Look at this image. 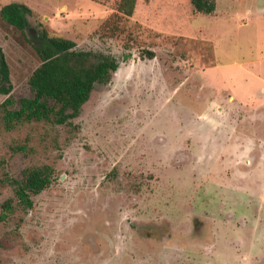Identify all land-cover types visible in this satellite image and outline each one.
<instances>
[{
	"label": "rangeland",
	"instance_id": "1",
	"mask_svg": "<svg viewBox=\"0 0 264 264\" xmlns=\"http://www.w3.org/2000/svg\"><path fill=\"white\" fill-rule=\"evenodd\" d=\"M13 1L32 9V30L112 54L120 67L71 124L7 123L0 94V264H264V0H215L211 15L191 0H137L135 40L100 36L117 0H0L12 109L34 97L41 63L1 16ZM45 166L53 181L26 208L11 180ZM196 214L204 243L190 237ZM158 239L161 248L136 254L111 245Z\"/></svg>",
	"mask_w": 264,
	"mask_h": 264
},
{
	"label": "trees",
	"instance_id": "2",
	"mask_svg": "<svg viewBox=\"0 0 264 264\" xmlns=\"http://www.w3.org/2000/svg\"><path fill=\"white\" fill-rule=\"evenodd\" d=\"M148 1V0H147ZM196 12L212 14L216 10L215 0H191ZM137 0H117L115 11L104 20L100 28L102 38L126 35L135 40L129 30L130 17L135 13ZM32 9L23 2L13 1L1 8V16L9 24L17 27L33 45L41 63L32 72L29 84L34 97L21 98L18 108H8L16 104L12 91L10 65L0 46V94L6 95L1 104L5 109L7 123L21 120H52L56 124L72 123L79 116L91 92L99 85L110 82L112 73L120 67L119 59L104 52L77 49L73 39L50 35L46 27L32 30L29 17ZM131 41V40H129ZM143 57L154 58V50L145 49ZM129 55H126V59ZM54 100V105L49 100ZM53 181L50 166L33 168L21 180L12 179L18 201L26 208L33 207L32 196L41 193ZM6 211L12 209V199L3 203Z\"/></svg>",
	"mask_w": 264,
	"mask_h": 264
},
{
	"label": "flooded vegetation",
	"instance_id": "3",
	"mask_svg": "<svg viewBox=\"0 0 264 264\" xmlns=\"http://www.w3.org/2000/svg\"><path fill=\"white\" fill-rule=\"evenodd\" d=\"M193 211V210H192ZM191 211V212H192ZM197 212V211H196ZM204 212H211L209 210H205ZM206 220L204 218H202V216L200 214H196L193 216L192 218V227H191V231H190V237L191 238H196L194 239V242H196V240H202L201 242L204 243V237H205V232H206V228H207V225H206ZM156 229L157 233H159L160 235L162 234L161 232H163L162 228L159 229L158 228H155ZM149 237H154V236H159L158 234L156 235H153V234H150L148 235ZM169 239L165 241V245H173L177 240H173V233L170 232V235L167 236ZM193 240V239H192ZM131 245H128V242H119V241H112L111 245H112V249L113 251H115V249H119V248H126V249H130L132 251H134L133 249L136 247V246H139L141 244H146L148 248L150 249H155L156 247L157 248H161L162 247V243L164 242L163 240H160L158 239V241L156 242H143V241H136V242H131L129 241ZM189 242H192V241H189ZM117 244V248L114 246ZM145 247V248H146ZM135 252V251H134ZM151 253L153 252L152 250L150 251ZM156 254H157V250L154 251ZM146 253V252H145ZM145 253H142L140 251H138L137 254L140 255V257L142 258V260H145L144 256H142L143 254ZM136 254V252H135ZM151 258V257H150ZM155 258V257H154ZM126 257L123 258V264H125L126 262Z\"/></svg>",
	"mask_w": 264,
	"mask_h": 264
},
{
	"label": "crops",
	"instance_id": "4",
	"mask_svg": "<svg viewBox=\"0 0 264 264\" xmlns=\"http://www.w3.org/2000/svg\"><path fill=\"white\" fill-rule=\"evenodd\" d=\"M233 93H234L235 96H239L238 93H237L235 90H234ZM225 146H226V145H225ZM226 147H227V146H226Z\"/></svg>",
	"mask_w": 264,
	"mask_h": 264
}]
</instances>
